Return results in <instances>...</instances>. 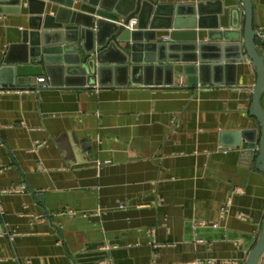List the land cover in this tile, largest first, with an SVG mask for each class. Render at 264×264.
<instances>
[{
    "label": "crops",
    "instance_id": "1",
    "mask_svg": "<svg viewBox=\"0 0 264 264\" xmlns=\"http://www.w3.org/2000/svg\"><path fill=\"white\" fill-rule=\"evenodd\" d=\"M161 1L185 16L200 0ZM205 2V27L186 36L208 42L209 33L220 36L221 5ZM252 4L264 56V0ZM59 7L0 0V59L9 52L19 60L32 31L56 26ZM160 21L157 37L169 41L173 28ZM234 64L210 68L209 85L196 89L184 87L187 76L171 87L154 78L151 85L119 79L79 89L46 80L39 89L1 88L0 264H247L263 230L264 170L246 140L222 142L224 133L245 130L260 140L252 114L258 75L249 57ZM212 226L254 241L245 249L221 230L196 234Z\"/></svg>",
    "mask_w": 264,
    "mask_h": 264
},
{
    "label": "water",
    "instance_id": "2",
    "mask_svg": "<svg viewBox=\"0 0 264 264\" xmlns=\"http://www.w3.org/2000/svg\"><path fill=\"white\" fill-rule=\"evenodd\" d=\"M31 1V0H30ZM60 5L55 16L56 26L51 31H32L24 39L27 52L17 61L6 52L0 59V89L9 87L42 88L33 79L45 77L50 86L92 88L119 82L121 84L151 85L156 82L174 86L176 77L187 76L184 87L209 85L205 77L212 68L235 67L236 62L249 57L256 68L257 81L253 86L252 114L261 125V137L256 142V130L227 132L236 135L234 145L246 140L252 152L258 147L256 160L264 170V56L258 50L259 37L253 22L252 0H216L221 5L216 12L222 28L219 37L208 34L210 41L187 37L186 31L203 28L202 16L207 15L205 0L188 5L184 16L175 6L161 0H48ZM225 2V3H224ZM77 4V5H76ZM44 12V11H42ZM227 18V23L223 22ZM137 20L134 28L130 21ZM166 20L173 28L169 41L157 37L156 29ZM214 28V27H210ZM39 29V28H38ZM51 40L48 37L52 36ZM234 55L229 62L228 55ZM226 62L225 64H223ZM182 69L178 70L177 66ZM231 83H235L232 80ZM257 241L253 234H234L220 227H197L200 230H221L228 239H242L250 249L247 264H259L264 253V224ZM249 237V238H248ZM105 246V245H103ZM111 246V245H109ZM108 258V251H105Z\"/></svg>",
    "mask_w": 264,
    "mask_h": 264
},
{
    "label": "built area",
    "instance_id": "3",
    "mask_svg": "<svg viewBox=\"0 0 264 264\" xmlns=\"http://www.w3.org/2000/svg\"><path fill=\"white\" fill-rule=\"evenodd\" d=\"M136 25H137V20H136V19H132V20L130 21V27H131V28H134V27H136ZM167 39H168V37L165 38V40H167ZM38 82L41 83L42 87H47V86H49V85L46 83V79H45V77H40V78H38ZM253 150H254V151L258 150V147H257V148H253ZM98 164L100 165L101 162H99ZM25 188H26V186L23 185V186L21 187L20 190H24ZM215 226H216V225H215ZM213 262H214V261H213Z\"/></svg>",
    "mask_w": 264,
    "mask_h": 264
}]
</instances>
